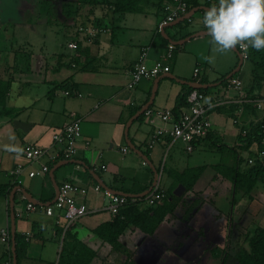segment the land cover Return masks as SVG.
Returning <instances> with one entry per match:
<instances>
[{
	"label": "crops",
	"instance_id": "obj_1",
	"mask_svg": "<svg viewBox=\"0 0 264 264\" xmlns=\"http://www.w3.org/2000/svg\"><path fill=\"white\" fill-rule=\"evenodd\" d=\"M185 1L194 8L205 7L206 5L205 0ZM168 3H170V1H164L161 3V6H159V2L155 0L148 2L145 5L146 7L143 13L134 14V16H136L133 22L134 33H128L125 36L123 33L115 34L114 31L118 26L120 28H127L125 16L128 14L123 16L114 15L112 10L105 5H97L94 9H83L80 15L74 20L66 21L65 28L63 24H61L60 31L63 30V32L70 37L66 44H60L58 41L61 39L60 34L64 33H55V38H58V40L55 39V42L58 44H54L52 48L50 47L51 49L48 48L45 41L47 39V33L44 31L43 47L40 49L39 54H35L36 58L34 60L35 65L33 66V73L30 70L31 67H29L28 59L25 61L26 64L28 63V68L26 64H20L22 60H20L21 58L19 59V57L22 51H16L12 48L11 36L9 33L5 32V29L0 27V80L10 82L3 112L0 107V143L12 144L10 149H4L0 153V188L4 189L13 184V178L10 177L9 172L16 166L21 165L24 167L23 172L18 178L21 181V185H15L12 188H16L14 193V207L18 201H27L18 188L24 190L36 202L41 204L42 202L46 204L52 201L55 195V186L59 187L65 181H73L80 187H85L87 190L83 199L78 196L75 198L78 202H83L87 206L88 213L72 223H66L62 218H59L58 223H56L55 219L47 217L43 213V210H41V212L30 214L31 216H35L34 219H28L29 216L25 215L27 218L22 220L23 223L19 224V228L15 225V234L29 239L27 241L28 247L26 256L21 261L24 264H57L62 250L64 233L66 231H70L71 234L76 235L80 242L96 252L97 257L92 264L106 263L105 261L112 255L117 254L112 252L111 247L102 242L94 233L101 225L111 222L115 215L107 211V204L104 208H100L97 205L96 200L100 197V193L93 192L92 188L97 183L90 175L89 171H93L109 189L120 193L129 195L142 193L145 188L152 185L154 178H156L158 184V180H162L164 176L169 178L170 181L168 187L159 186L162 190L172 189L173 195H180L182 193V187L167 174V171L181 173L184 169L190 168L186 167L182 170L174 168L176 166L175 161L179 159L175 154L174 147L179 141L173 142L169 137H165L149 149L148 144L154 127L148 123V127H144L143 137L138 136L137 133L131 136L132 126L134 125L135 131L138 132L146 121L145 117L139 120L136 119L129 127L128 139L144 155L145 152L147 153L148 157L145 155L147 160H144L129 149L124 135L127 122L137 113L134 114V111L139 107L142 108L149 101L151 89L156 79H143L132 91H127L125 85L129 80L128 71L132 65L138 61L143 49L147 50L144 60L147 67H152L157 61L161 60L166 50V45L158 36V25L165 15L162 9H164L165 5ZM202 12L204 11L200 10L196 12L200 13L199 17H201V19L199 18V25L201 27L198 28V30L191 32L187 31L186 27L176 29V26H167L164 28V32L172 40L179 41L188 34L192 35L194 33L207 31L201 23L203 18ZM143 17H148V21ZM41 18L44 19L46 24V18ZM76 25L87 28L100 27L106 31L88 40L84 35L75 32ZM104 34L107 35L103 36ZM71 41L77 43L78 47L76 51L67 48V43ZM184 44L180 45V47L184 46ZM181 51L184 50H180V52ZM177 52L178 51L175 49L172 53L171 60L166 62V65L169 67L168 73L177 79L197 83L205 81L203 84H216L215 82L218 79L228 74L221 75L214 78L215 80L209 81L200 69L195 68L198 70V76L194 77V69L191 77L188 78L187 73L180 64V52ZM11 55L14 56L12 57V64H7L8 69L1 68L4 66L5 61L8 62L7 59L3 58ZM245 59L242 60V64ZM237 64L238 62L235 67ZM7 75H9L8 78H6ZM164 75L165 73L158 76L160 80L158 82L157 92L150 106L151 108L149 107L148 109L154 112L170 111L176 117H179L181 112H175V107L177 97L182 91V84L171 78L163 77ZM15 84H19V87L14 88L13 86ZM37 86L39 88L38 92H32V89ZM13 88L18 89V91H14ZM24 88L31 90V93H25ZM226 88L228 89V87ZM238 92V96L233 95L231 97H227L226 94L220 95L219 90L212 91L205 95V102L211 106L210 114H208L211 123L210 135L212 138L216 137L219 139L220 144L226 147L221 151L217 150L225 155V159L227 160L226 167L233 166L235 163L233 153L229 149L239 144L238 135L242 127L247 126L249 122L256 120L257 117L253 114L244 115L243 109L240 106L239 109L233 113L235 116L234 119L237 118L238 121L233 122L234 129L229 130L225 127L224 123L219 121V118L214 123L211 122L210 115L216 113L221 118L226 116L233 119L231 114H229L230 110L235 107V104H239L241 100L245 98L243 97L244 91L242 89ZM261 94L264 96V91ZM158 96L160 106H155ZM22 101L25 104H22ZM258 102L257 105H260V107H256L259 113L258 116H261V111H264V98ZM218 107H222L223 111L220 112ZM73 119L80 120L81 138L78 140L77 153L72 160L80 163L60 166L53 172L52 178L49 176V172L29 178L28 173L30 171L39 170L41 165H48L51 170L54 165L64 161L60 157L61 147L52 141V136L55 130L70 123ZM156 124H158L159 127H163L159 121H155V125ZM168 127L167 125V128ZM85 142L89 144L86 145ZM181 144L182 150L186 154H192L195 150L202 147L212 149L206 142H202L196 145L192 152L188 153L185 144ZM27 146L46 150V154L42 155L37 162L29 163L23 156L24 149ZM125 147L129 150L127 153L121 151V149ZM155 157L163 158L159 170L153 165V158ZM167 157L170 159L173 157V162L171 163L173 166L167 167L165 165ZM64 166L69 167L62 169ZM203 166H205V169L202 175L209 168L214 170L216 165L209 164ZM125 170L130 172L129 176L131 177H135L137 171H148L150 175L148 177L146 175V179H141L144 181L141 186H138L139 184L136 186V183H139V181H134V179H136L135 177L131 185L118 187L117 181H122L126 177L123 174ZM153 170H155L156 176ZM213 177L210 180L211 183L215 181ZM122 183L124 185V182H121V184ZM103 191L106 190L102 189V192ZM197 193L200 196V192ZM261 194L262 193H260V196ZM194 195L196 194H191V196ZM250 195L253 199L247 197L249 200H256L251 193ZM103 197L106 203H108V197L105 196L104 193ZM261 198L264 201V197ZM8 199L9 197L0 194V217L4 216L6 221L9 219L8 228L10 231ZM241 199L243 200L244 198ZM205 203L210 204L208 202ZM204 204L201 209L204 207ZM262 210L263 208L259 210V214ZM14 211H16L15 208ZM198 213L196 215H198ZM262 216L264 217V214ZM16 219L17 218H15V224ZM189 224L181 223L177 218L170 216L168 220L160 226L157 233L151 237L159 241L157 236H159V232L165 228V233H168V236L169 234L173 235L172 239L174 240L176 239L174 236L182 233L184 226H188ZM1 227H4L3 223L0 224V228ZM48 227H50L52 231L51 240L55 243V246L53 256H51L50 259H43L41 254H37V247H32V245H34L35 242L44 245L46 239L45 233ZM143 236L149 235L143 234L138 229L130 226L118 239L122 246L133 253V260L136 255L135 242H137L136 240L139 238L143 239ZM199 237L204 238L203 230L199 231ZM181 238H183V236H181ZM9 244H11V241L0 251V264H10L12 262V258L9 255V251H11V245ZM181 246H183L182 243L172 247L175 249ZM164 248L166 249V247ZM120 261H122V257Z\"/></svg>",
	"mask_w": 264,
	"mask_h": 264
},
{
	"label": "rangeland",
	"instance_id": "obj_2",
	"mask_svg": "<svg viewBox=\"0 0 264 264\" xmlns=\"http://www.w3.org/2000/svg\"><path fill=\"white\" fill-rule=\"evenodd\" d=\"M38 1L39 0H0V27L2 29H5V32L9 33V35L11 36L12 48L16 51H22L19 57V59L21 58L20 60H22L20 64H26L25 61H27L28 59L29 67H31L30 70L32 73L34 72L33 66L35 65V54H39L40 49L43 47L42 43L44 31L47 33V39L45 41L48 48H52L54 44H58L57 42H55V33H64L63 30L60 31L62 20L58 14L50 20L49 25L45 24L44 19L41 18L44 16L38 15ZM199 15L200 13H194L189 21L182 22L178 26L176 25V29L186 27L187 31L192 32L198 30V28L201 27L199 25V20L201 19ZM134 17H136L134 16V14L126 15L125 23H127V28H120L118 26V28L114 31L115 34L123 33L125 36L128 33H134ZM143 18H146V20L148 21V17ZM105 35L107 34H104L103 36ZM60 37V40H58V38L56 39L60 42V44H66V42H68V40L70 39L69 35H66V33L60 34ZM209 40L210 37L208 35L196 37L189 40L186 44H184V46H179L176 49L178 52H180V50H184L179 54L181 59L180 64L181 67L184 68V71L187 73L188 78L191 77L193 70L195 68H198L206 76V78L209 79V81H212L214 78H217L221 75L227 73L229 74L235 67L236 63L239 61L234 51L226 54H213L211 51ZM212 55H215V61L214 63H208L205 60V57ZM12 57L14 56L11 55L4 57L3 59H7L8 62L5 61L4 66H2L1 68L8 69L7 64H12ZM170 60H168V62ZM26 65L28 68V63ZM251 70H253L252 61L245 59L240 70L234 75V77L240 81L241 86L245 88L243 89L244 95L247 91L246 89L248 88V84L252 79ZM8 76L9 75H7L6 78H8ZM13 87L17 88L19 87V84H15ZM133 89H127V91H132ZM38 90L39 88L37 86L36 88L32 89V92L37 93ZM215 90H219L220 95L226 94L227 97L239 95V92L237 90L229 88L227 89L225 86L211 88L209 93ZM14 91L17 92L18 89H14ZM263 91L264 90H262V93ZM24 92L31 93V90H28V88H24ZM244 95L243 97H245ZM22 104L25 103H23L22 101ZM155 106H160L159 96L156 99ZM218 118L220 122L224 123L226 128H228L229 130L234 129V120L232 118L226 116L221 118L216 113H212L210 115V120L213 123L218 120ZM143 125L144 126L138 132L135 131V126L133 125L130 133L131 136H133L134 133H137L138 136L143 137L142 135H144V127L147 128L149 125L147 120ZM11 146L12 144L10 143L1 142L0 153L4 149H10ZM174 149L176 152L175 154L179 158V162L177 160L175 161L176 166L174 168H177L179 170H182L186 167H197L209 164H221L223 166H226L227 164L225 155L221 152H218L214 147L212 149L202 147L195 150L192 154H186L182 150V144L177 142ZM242 156L245 157L244 154H242ZM162 160L163 158L161 157L153 158V165L156 169L158 168L159 170ZM172 162L173 157L171 159L167 157L165 165L167 167L173 166L171 164ZM67 167L69 166H64L62 167V169H66ZM124 172L125 173L123 174L126 177L122 181H117L118 187H126L131 185L135 177L136 179H134V181H139V183H136V186L138 184V186H141L144 183V181H142L141 179H146V175L147 177L150 175L148 171H137L135 177H131L129 176V171L125 170ZM214 174V170L209 168L206 172H204L194 190L196 193L200 192V196L206 200L209 198H213L215 201V205L205 203L204 207L190 222V224L188 226H184L183 232L179 235L174 236L176 239L173 240V235L171 234H169L168 236V233H165V228H163V230L159 232L160 235L157 236L159 239H164V241L168 242V244L172 242L171 244L173 245V247L178 246V244L181 243L183 246L167 250L162 246L161 242L157 241L154 237L143 236V239L139 238L136 240L137 242H135L136 255L134 257V260L137 264H219L220 258L218 254L221 253V249H224L225 246H230L231 250L236 245L237 233L239 230H241V232L243 231V234L247 233L245 235H248L252 233L255 227L264 226V217L262 216L264 214V201L261 198L264 197V183L259 182L251 192L256 200L251 201L247 197H244V199L242 200L239 195L233 194V191L231 190V187L228 183H224L219 179L211 183L210 180ZM169 181V178L164 176L162 180H158V186L168 187ZM121 182H124V185L123 183L121 184ZM260 193H262L261 196ZM188 198H193V196L189 194ZM96 202L100 208H104L107 203L104 200L103 193H100V197L97 198ZM25 205V201H18L14 208L16 209V211H20L25 208ZM261 208H263V213L261 212L259 214V210ZM179 214L180 211L178 210L177 215ZM26 216H29L28 219H34L35 217L31 216L30 214ZM26 216L16 219L15 225L17 226V228H19L20 223H23L22 220H25L27 218ZM2 223L4 227L0 228V235L2 231L8 229L9 219L6 221L4 216L0 217V224ZM200 230H203L204 238L199 237ZM181 236H183V238H181ZM45 237L46 239L44 241V245H40V243L35 242L32 247H37V254H41V257L43 259H50L51 256H53V250L55 246V243L51 240L52 231L50 227L47 228ZM243 238L247 239V237ZM6 245L7 243L1 241L0 236V251ZM239 249L240 248H237V250ZM214 250L218 251V254L215 253ZM120 260L121 257L118 254H114L105 261L106 263L101 264H115ZM20 264L24 263L20 262Z\"/></svg>",
	"mask_w": 264,
	"mask_h": 264
},
{
	"label": "trees",
	"instance_id": "obj_3",
	"mask_svg": "<svg viewBox=\"0 0 264 264\" xmlns=\"http://www.w3.org/2000/svg\"><path fill=\"white\" fill-rule=\"evenodd\" d=\"M150 1L152 0H39L38 15L44 16L46 18V24L49 25L50 20L58 14L65 28L66 21L74 20L85 8L88 10V8L94 9L97 5H105L112 10L114 15L123 16L125 14L143 13L146 7L145 5ZM155 1L159 2V6H161V3L164 1L171 2L172 0ZM205 3V7H210L218 3V0H212V2L205 0ZM187 6L188 9L186 13L194 8L188 4ZM162 10L164 11V9ZM186 21L188 20L184 22ZM78 27L83 26L76 25V33H78ZM190 35L191 34H188L185 37ZM158 36L166 45V48L171 45L168 44L167 40L162 36L161 31L158 32ZM173 47V51L178 48V46ZM236 49L238 51V47ZM246 60L252 61L253 63V70L251 72L252 79L246 89L245 98L242 99L239 104H235V107H231L232 109L229 114H231L234 121H238L237 118L234 119L235 116L233 113L241 106L244 115L253 114L257 119L249 122L247 126L242 127L241 131L245 130L246 134L242 136L240 131L238 135L239 145H235L232 149H229L233 153L234 165L227 167L221 164L216 165L214 167L215 175L213 177L214 180L220 179L224 183H228L233 194L239 195L240 198H252L250 193L254 190L256 185L259 182L264 183V161L260 157V153L264 151V132L262 129L264 123L261 121V118L264 116V111L260 110L261 116H258L259 113L256 107L257 102L264 98L261 94L264 87V50L256 51L249 48ZM227 75L222 76L215 82L217 84L216 87H228L230 81L235 77L232 76L226 79ZM202 83H205V81H202ZM9 87L10 82L0 80V107L2 108V112L3 109H5V99ZM210 89L211 88L192 89L189 86L182 85V91L176 100L175 112L177 111L180 113L187 107V96L192 90H198L205 96L209 93ZM243 89L245 88L242 87V90ZM140 108L141 107L137 108L134 114L138 112ZM218 109L220 112L223 111L222 107H218ZM210 111L211 109L208 111V114H210ZM143 117L144 115H141L138 120ZM210 134L211 131L206 137L194 141L192 143L193 147L202 142H206L209 147H214L218 151L226 148L224 145L220 144L219 139L216 137L212 138ZM242 154H244L245 157H243ZM145 155L148 157L146 152ZM249 158L253 159V164L251 165L247 162ZM204 169L205 166H199L186 168L181 173L167 171L168 176L182 187L183 191L180 195H173L172 189L162 190L156 182L151 192L144 197L130 198L124 196L126 202L114 216V219L111 222L101 225L94 231L102 242L111 247L112 252L122 257V261L118 264H136L133 260V253L122 246L118 240L128 227L132 226L143 234L154 236L160 226L167 221L170 216L177 218L181 223L189 224L205 202L215 205L214 199L206 200L199 196L198 193L194 192V186L200 180ZM13 186L15 185L12 184L4 189L0 188V194L9 197ZM148 188H145L142 192L146 191ZM193 193L196 195H194L193 198H188V195ZM152 194H161L163 197L155 201L153 205H150L148 204V199ZM178 210L180 211L179 215H177ZM245 234L247 233L243 234V231H238V239L236 241L238 245L236 244L231 250L230 246H225L224 249H221L220 254H218V251L214 250L220 258L219 264H264V226H257L253 229L252 233L248 235ZM243 237H247V239ZM28 240L27 237L15 234L17 264H20L26 256ZM158 240L166 249H173L171 243L168 244L164 239L158 238ZM237 248L240 249L237 250ZM9 252L12 258V252ZM96 257V252L80 242L76 235L71 234L70 231L64 233L62 250L57 264H92Z\"/></svg>",
	"mask_w": 264,
	"mask_h": 264
},
{
	"label": "built area",
	"instance_id": "obj_4",
	"mask_svg": "<svg viewBox=\"0 0 264 264\" xmlns=\"http://www.w3.org/2000/svg\"><path fill=\"white\" fill-rule=\"evenodd\" d=\"M207 1L212 2V0ZM187 9L188 6L185 0H172L165 5V16L158 25V32L169 26V24L176 19L182 17V15L186 14ZM202 16H204V13H202ZM105 31V29L100 27H78L77 30L79 34L84 35L88 40L93 39L96 35ZM77 47L75 41L67 43V48L69 50L76 51ZM173 48V45H169L162 55L161 60L157 61L152 67H147L145 65L144 60L146 58L147 50L143 49L138 61L133 64L128 71L129 80L126 84V88L133 89L142 79H155L161 74L168 73L169 67L164 62L172 58ZM248 50L247 52H244L238 47V52L242 60L246 58ZM197 74L198 70L195 69L194 77H197ZM228 88L240 91L242 86L237 78H233L230 81ZM186 101L187 107L180 113L179 117H176L170 111L154 112L151 109H147L144 112L143 115L147 122L154 127L148 144L149 149H151L157 142L161 141L162 138L169 137L173 142L179 141L185 144L186 151L190 153L194 150L192 143L208 135L211 131V123L208 118V111L211 106L205 102V96L198 90H192L187 96ZM257 107H260V105H257ZM155 121H159L163 127H159L158 124L155 125ZM261 121L264 123V116L261 118ZM167 125L169 126L168 128ZM262 129L264 132V125L262 126ZM245 134L246 131L242 130L241 135L244 136ZM80 138L81 125L79 119H73L70 123L55 130L52 136V141L61 147L60 157L62 160H72L75 157L77 153V143ZM85 144L88 145L89 143L85 142ZM121 151L127 153L129 150L125 147L122 148ZM44 154H46V150H41L33 146H27L23 152L25 160L29 163L37 162V160H39ZM260 157L264 161V151L260 153ZM247 162L251 165L253 164V159L249 158ZM23 170L24 167L19 165L9 172L10 177L13 178L14 185H21V181L18 178ZM49 170L50 168L48 165H41L39 170L30 171L28 176L29 178H33L40 174H47ZM92 189L95 193H104V195L108 197L106 207L107 211L112 215H116L126 202L124 196L113 195L107 191L102 192L101 187L97 184H95ZM86 192L87 190L85 187H80L73 181H65L58 187V195L54 203L48 206H38L31 202H26L23 210L14 211V217L22 218L25 215L38 213L43 210V213L47 217L55 219L56 223H58L59 218H62L66 223H72L88 213L87 206L83 202H78L75 198L78 196L83 199ZM162 197L163 195L161 194H152L148 199V204L153 205L155 201ZM0 236L1 241L8 244L10 242L9 228L2 231Z\"/></svg>",
	"mask_w": 264,
	"mask_h": 264
},
{
	"label": "clouds",
	"instance_id": "obj_5",
	"mask_svg": "<svg viewBox=\"0 0 264 264\" xmlns=\"http://www.w3.org/2000/svg\"><path fill=\"white\" fill-rule=\"evenodd\" d=\"M201 23L213 54H226L237 47L244 52L264 50V0H218L204 11ZM205 60L214 63L215 55Z\"/></svg>",
	"mask_w": 264,
	"mask_h": 264
},
{
	"label": "water",
	"instance_id": "obj_6",
	"mask_svg": "<svg viewBox=\"0 0 264 264\" xmlns=\"http://www.w3.org/2000/svg\"><path fill=\"white\" fill-rule=\"evenodd\" d=\"M207 8L209 7H200V8H194L191 9L189 12H187L185 15H183L182 17L176 19L174 22L170 23L169 26L174 27L182 22H184L185 20H189L190 17L198 12V11H205ZM161 34L162 36L168 41L169 44L173 45V46H180L186 42H188L189 40L202 36V35H206L207 31H202V32H198V33H194L190 36H187L185 38H183L182 40L179 41H174L171 38H169L165 32H164V28L161 30ZM235 53L237 54V57L239 59L238 64L236 66V68L234 70H232L226 77V79L231 78L232 76H234L241 68L242 66V59L240 58L239 52L237 51V49H234ZM163 77H168L171 78L173 80H175L176 82L182 84V85H186L191 87L192 89H208V88H214L217 86V84H203V83H197V82H189V81H183L180 79H177L176 77H174L173 75L169 74V73H165V75ZM160 78H156L154 80L153 83V87L151 89V95L149 98V101L135 114L133 115L129 121L127 122L126 126H125V131H124V135H125V141L127 146L129 147L130 150H132L134 153L138 154L140 157H142L144 160H147L145 155L138 150L128 139V130L130 125L133 123V121H135L136 119H138L141 115L144 114V112L152 105L156 92H157V88H158V82H159ZM72 163H80L78 161L75 160H64L60 163H58L57 165H54L52 167V169L49 171V176L52 178L53 177V172L59 168L62 165H67V164H72ZM82 164V163H81ZM154 171V175L156 176L155 170ZM90 175L93 177V179L96 181V183L98 185L101 186L102 189L108 191L109 193L113 194V195H120V196H125V197H130V198H140V197H144L146 195H148L151 190L153 189V187L156 185V178H154V181L152 183V185L144 192L139 193V194H133V195H129V194H125V193H120V192H116L114 190L109 189L103 182L102 180L93 172V171H89ZM18 190H21L23 196L25 197V199L28 202H31L34 205H38V206H48L51 205L52 203H54L56 201L57 195H58V187L55 186V195L54 198L52 199V201L46 203V204H41L36 202L30 195H28V193H26L24 190H22L21 188H18ZM16 191V188L12 189L9 195V213H10V241H11V252H12V263L13 264H17V259H16V254H15V217H14V193Z\"/></svg>",
	"mask_w": 264,
	"mask_h": 264
}]
</instances>
